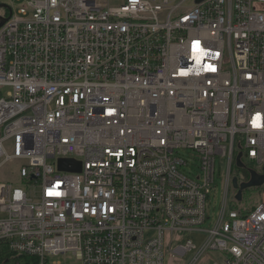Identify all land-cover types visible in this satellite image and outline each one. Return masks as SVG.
I'll list each match as a JSON object with an SVG mask.
<instances>
[{"label": "built area", "instance_id": "built-area-1", "mask_svg": "<svg viewBox=\"0 0 264 264\" xmlns=\"http://www.w3.org/2000/svg\"><path fill=\"white\" fill-rule=\"evenodd\" d=\"M7 5L0 166L20 164L0 180V243L16 264H264V184L257 204L254 186L237 198L264 174V0ZM69 158L80 171L59 168Z\"/></svg>", "mask_w": 264, "mask_h": 264}, {"label": "rangeland", "instance_id": "rangeland-1", "mask_svg": "<svg viewBox=\"0 0 264 264\" xmlns=\"http://www.w3.org/2000/svg\"><path fill=\"white\" fill-rule=\"evenodd\" d=\"M11 0H0V4L4 3V4H9ZM7 14V9L6 7H0V16ZM191 151H188V153L186 152L185 155L190 154ZM189 160L191 161V163L189 164V167H187V170L189 169H196V163H198L195 159H193L191 156H189ZM193 162V163H192ZM20 162L18 160H15L14 162H9L6 163L2 166H0V180H4V181H14L17 182L19 179L18 173H17V169L19 167ZM252 168H256L254 165L251 164ZM225 168V164L222 163L221 161H219V159L217 160L216 163V176H215V182L212 184V191L211 193L208 195L207 198V214L209 216V219L207 220V222L204 225V228L207 229L208 227L211 226V223L213 221L214 218L217 217L218 214V210L220 207V202L222 200V190H223V184H224V175H223V170ZM196 170L194 171V173L196 174ZM242 172V171H241ZM249 175L246 176V174H240V181H243L244 179H247ZM250 177V176H249ZM260 188H252L246 191V193L244 194V198L243 201L251 203V204H257L260 200ZM251 197V198H250ZM206 232H191L189 237L192 238L197 245H200L204 239L206 238ZM212 257L214 258H221V254L218 252L212 253L211 254ZM192 254L188 255L187 257H184L181 260H174L170 257V254L167 253L166 255V261L168 263H174V264H186L187 262H189V260L191 259ZM52 261H72L73 258L71 255H61L58 257H54L51 259ZM197 264H208V257H205L203 259H201V261Z\"/></svg>", "mask_w": 264, "mask_h": 264}, {"label": "water", "instance_id": "water-1", "mask_svg": "<svg viewBox=\"0 0 264 264\" xmlns=\"http://www.w3.org/2000/svg\"><path fill=\"white\" fill-rule=\"evenodd\" d=\"M0 7H8L7 4L1 3ZM7 21V18H4L0 16V25L5 23ZM237 165L239 167H243V163L241 162V154L238 156L237 159ZM59 168L63 170H70V171H80L81 170V162L75 161L74 159H60L59 160ZM264 184V174H259L255 170H251V178L249 181L242 183L241 187L239 189L237 198L241 200L242 198V192L246 188H250L253 186H262ZM234 185L235 187L238 186L237 179H234Z\"/></svg>", "mask_w": 264, "mask_h": 264}, {"label": "trees", "instance_id": "trees-1", "mask_svg": "<svg viewBox=\"0 0 264 264\" xmlns=\"http://www.w3.org/2000/svg\"><path fill=\"white\" fill-rule=\"evenodd\" d=\"M26 260L25 256H17L7 244L0 243V264H16Z\"/></svg>", "mask_w": 264, "mask_h": 264}, {"label": "flooded vegetation", "instance_id": "flooded-vegetation-1", "mask_svg": "<svg viewBox=\"0 0 264 264\" xmlns=\"http://www.w3.org/2000/svg\"><path fill=\"white\" fill-rule=\"evenodd\" d=\"M255 188H259L258 186H254Z\"/></svg>", "mask_w": 264, "mask_h": 264}]
</instances>
